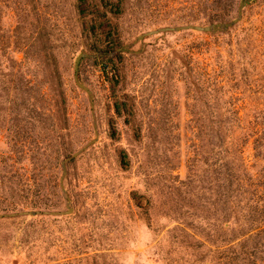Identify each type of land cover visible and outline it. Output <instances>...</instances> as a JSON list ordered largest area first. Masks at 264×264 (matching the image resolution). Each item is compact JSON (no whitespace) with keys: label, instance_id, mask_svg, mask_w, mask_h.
<instances>
[{"label":"rangeland","instance_id":"rangeland-1","mask_svg":"<svg viewBox=\"0 0 264 264\" xmlns=\"http://www.w3.org/2000/svg\"><path fill=\"white\" fill-rule=\"evenodd\" d=\"M239 3L0 0V264H264V0L139 37Z\"/></svg>","mask_w":264,"mask_h":264},{"label":"trees","instance_id":"trees-1","mask_svg":"<svg viewBox=\"0 0 264 264\" xmlns=\"http://www.w3.org/2000/svg\"><path fill=\"white\" fill-rule=\"evenodd\" d=\"M232 0H190V6L191 9H193V11H200L202 8H206V9H219L221 7H225L228 4H230ZM238 2V1H237ZM34 135H28V136H20L17 135V131L15 132V134L13 135L15 139H17L19 137L20 143L23 145L28 138L31 139L32 143L34 144L35 148L37 150H39V153L41 154H46L47 153V144L43 145V141L41 139H44V137H42L39 133H33ZM23 138V139H22ZM17 139V140H19ZM41 145V147H40ZM43 145V146H42ZM54 157H55V162L56 164L59 166H61L60 163V155L63 154L61 153V149L60 147H57V149L55 150V152L53 151ZM243 187H248L251 190V193L255 194V195H260L262 194V191H264V185H262V183H257L256 181L250 180L248 181V179L243 182ZM256 187L260 188L261 191L259 192ZM247 189V190H249ZM0 198L6 199L7 196L0 194ZM20 200V199H19ZM258 201V200H257ZM260 207H264V204L260 205ZM261 210V216H257V219L259 220V225H257L255 233L252 234L250 233V231L248 232V238L255 235L254 238L258 237L260 234H264V208H260ZM254 219H250L246 221V224H249L250 222H252ZM244 235V234H243ZM245 236V235H244ZM246 239V238H245ZM245 239H242V241H240L239 243L242 244L243 241H245ZM242 242V243H241ZM262 245V247H264V239H262L259 243L258 238L257 241L255 242L254 248L256 247L258 250H260V246ZM264 251V250H261Z\"/></svg>","mask_w":264,"mask_h":264},{"label":"water","instance_id":"water-1","mask_svg":"<svg viewBox=\"0 0 264 264\" xmlns=\"http://www.w3.org/2000/svg\"><path fill=\"white\" fill-rule=\"evenodd\" d=\"M245 1L246 0H240L239 6H238V15H237V17H235L230 22L219 23V24H210V25H200V24L188 23V24H184V25L162 26V27H158L156 29H152V30L146 31V32L140 34L139 37H143L144 35H147V34H153V33H157V32H166V31H170V30L171 31H181V30L192 29V30H197V31H212V30H215L217 27H221V28L230 27L232 24L236 23L239 20L241 12H242V7H243ZM83 56H85L84 53H79V55L76 57V60H75V79H76V82L79 85V87H81L82 89H84L88 93H90L88 88L85 85H83L82 83H80L78 81V78H77V70H78L79 61H80V59ZM82 149L83 148H81L78 151L74 152L71 156L64 158L62 160V165L64 166V163L67 160H69L72 157L76 156ZM64 173H65V170L63 168V172H62V175H61V180L64 177ZM61 187L64 190L62 184H61ZM36 212L37 211H35V210H23V211H19V212H13V213L4 214V215L0 214V217L1 216H12V215H17V214H31V215H33V214H36Z\"/></svg>","mask_w":264,"mask_h":264}]
</instances>
